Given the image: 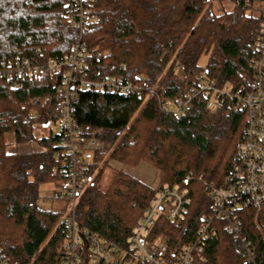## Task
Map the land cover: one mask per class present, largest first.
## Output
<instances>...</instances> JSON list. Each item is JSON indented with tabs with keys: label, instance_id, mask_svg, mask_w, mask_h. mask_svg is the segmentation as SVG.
I'll return each instance as SVG.
<instances>
[{
	"label": "trees",
	"instance_id": "1",
	"mask_svg": "<svg viewBox=\"0 0 264 264\" xmlns=\"http://www.w3.org/2000/svg\"><path fill=\"white\" fill-rule=\"evenodd\" d=\"M229 1L233 5L226 10L224 0H92L78 72L125 80L140 75L147 85L141 98L72 88L78 127L104 143L94 152L90 180L76 204L81 228L125 247L154 193L164 184L182 188L189 171L193 177L186 186L190 203L185 215L175 221L160 217L150 238L165 237L176 247L211 214L205 183L223 182L245 113L229 100L208 108L205 99L196 97L180 114L164 110L162 102L182 97L200 72L219 86L248 89L250 55L264 18L262 0ZM72 7L73 0H0V70L17 58L41 63L69 56L77 42V29L66 18ZM202 55H207L204 65L199 64ZM65 70L27 78L14 89L0 74V249L10 262L61 264L64 221L58 211L39 203L38 187L59 185L64 177L62 134H53L49 125L60 117L58 84ZM9 132L15 144L35 142L40 150H9ZM108 159L127 166L144 161L157 170V181L146 184L120 169L101 188ZM240 214L244 233L264 257V203ZM213 225L216 233L191 264H246L221 221ZM81 264H88L85 256Z\"/></svg>",
	"mask_w": 264,
	"mask_h": 264
},
{
	"label": "built area",
	"instance_id": "2",
	"mask_svg": "<svg viewBox=\"0 0 264 264\" xmlns=\"http://www.w3.org/2000/svg\"><path fill=\"white\" fill-rule=\"evenodd\" d=\"M91 2L73 0L72 10L66 14L68 21L77 29V42L69 56L41 63L17 58L0 70V74L10 81L14 89L20 87L27 78L51 75L66 67L58 84L62 98L60 117L55 122L62 134L65 157L64 177L58 185V197L68 204V212L63 220L65 237L61 248V264H81L83 256L88 264H191L201 258L205 242L216 233L217 227L213 225L216 220L221 221L223 230L235 241L237 254L246 264H264V257L257 255L255 246L244 233L240 214L247 206L257 208L264 203V18L260 21L250 55L249 66L253 77L247 90L233 88L230 84L219 86L204 72H200L190 81L182 97L162 102L164 110L180 114L192 105L196 97L205 99L208 108H214L219 101L229 100L245 113V126L241 138L236 142L231 168L220 185L205 183L211 199V214L202 219L188 240L176 247H170L165 237L150 238L160 217L175 221L185 215L190 203L186 186L193 177L192 171H189L182 178V188L164 184L154 193L133 226L127 245L119 247L81 228L75 217L78 198L90 180L87 170L94 152L100 150L104 143L95 135L82 133L74 117L70 96L72 87L79 86L97 91L134 94L141 98L147 82L140 75H137L136 80H125L121 77L98 76L99 72L88 78L78 72L84 54L80 39L91 20ZM261 7L264 10V0L261 1ZM178 73H183L182 66L178 67ZM154 91V87L148 90L150 93ZM0 264L18 263L10 262L0 249Z\"/></svg>",
	"mask_w": 264,
	"mask_h": 264
},
{
	"label": "rangeland",
	"instance_id": "3",
	"mask_svg": "<svg viewBox=\"0 0 264 264\" xmlns=\"http://www.w3.org/2000/svg\"><path fill=\"white\" fill-rule=\"evenodd\" d=\"M232 3L229 0H224L223 6L226 10L232 8ZM259 10L254 11V14H258ZM207 59V55H202L199 59V64L204 65ZM49 129L51 132L58 133V128L55 122H52L49 125ZM144 161H141L142 163ZM139 164V163H138ZM145 164V163H144ZM137 166V165H136ZM136 166H127L123 165L113 159H108L105 168L102 171V178L99 180L100 187L105 188L109 183L111 176L113 175V171L115 170H125L128 173L134 174L137 173L139 177L145 179L147 181L148 177H151L152 183L157 181L158 172L155 171L153 167L150 165H145L138 167ZM97 172V170H95ZM141 173V174H140ZM145 176H143V175ZM60 192L59 186L53 182H45L41 183L38 187L39 193V203L46 209H52L58 211L60 213L59 221L64 220L66 212H68V204L65 200L59 199L58 194ZM79 199V198H78ZM76 210V209H75Z\"/></svg>",
	"mask_w": 264,
	"mask_h": 264
},
{
	"label": "crops",
	"instance_id": "4",
	"mask_svg": "<svg viewBox=\"0 0 264 264\" xmlns=\"http://www.w3.org/2000/svg\"><path fill=\"white\" fill-rule=\"evenodd\" d=\"M38 134L40 131H37ZM6 139L8 141V149L9 150H12V151H19V152H24V151H30V150H40V146L37 145L35 142H32V143H22V144H15L14 143V135L13 133L9 132L6 134ZM145 163V164H144ZM145 165H150L146 162H142V163H139L137 166H136V169L138 167H141V166H144L146 167ZM151 167H153L152 165H150ZM154 168V167H153ZM154 170L156 171V169L154 168ZM131 174V173H129ZM141 174V173H140ZM133 175L134 177H136L137 179H139L140 181L146 183V184H152V180H151V177H148L147 181L145 179H142L141 177H139V175L137 173L134 174H131ZM143 175V174H142ZM145 176V175H143Z\"/></svg>",
	"mask_w": 264,
	"mask_h": 264
},
{
	"label": "water",
	"instance_id": "5",
	"mask_svg": "<svg viewBox=\"0 0 264 264\" xmlns=\"http://www.w3.org/2000/svg\"><path fill=\"white\" fill-rule=\"evenodd\" d=\"M73 88V87H72ZM45 126H47L48 125V123H46V124H44Z\"/></svg>",
	"mask_w": 264,
	"mask_h": 264
}]
</instances>
